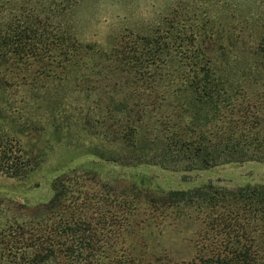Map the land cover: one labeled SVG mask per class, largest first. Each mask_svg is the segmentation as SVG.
Here are the masks:
<instances>
[{
	"label": "trees",
	"instance_id": "obj_1",
	"mask_svg": "<svg viewBox=\"0 0 264 264\" xmlns=\"http://www.w3.org/2000/svg\"><path fill=\"white\" fill-rule=\"evenodd\" d=\"M69 11L62 0H0L1 176L32 174L42 155L26 153L20 137L55 124L21 119L11 89L35 93L72 77L85 86L98 78L100 100L110 85L116 96L100 122L116 128L104 126L87 153L170 169L264 162V30L256 20L243 19L256 29L246 50L229 45L233 28L199 25L175 8L105 52L77 41ZM182 220L197 226L193 256L174 261L146 234ZM0 264H264V186L154 192L72 170L53 182L47 203L0 201Z\"/></svg>",
	"mask_w": 264,
	"mask_h": 264
},
{
	"label": "rangeland",
	"instance_id": "obj_2",
	"mask_svg": "<svg viewBox=\"0 0 264 264\" xmlns=\"http://www.w3.org/2000/svg\"><path fill=\"white\" fill-rule=\"evenodd\" d=\"M62 1L70 8L66 20L77 41L96 44L105 52L125 34L147 33L175 8L181 15L195 19L199 25L233 28L238 34L229 45L246 50L251 46V34L256 29L248 28L243 19L256 20L258 30H264V0ZM96 79H91L85 86L72 77L66 83L52 82L47 90L29 94L11 89L12 104L21 119H40L45 127L46 122L53 119L55 124L39 133L20 137L23 150L33 155L41 153L42 162L24 180L0 175V201L30 208L47 203L53 195V182L72 170L92 174L103 181L134 183L154 192L189 190L208 183L226 188L264 186V162L170 169L152 164L122 165L87 153L88 147L97 146L102 141L100 133L106 130L104 126L113 125L112 121L103 126L100 122L106 117V111L114 108L112 98L116 97L115 92L110 85L103 89V93L107 92L104 100L94 96L103 95L101 91H94L98 86ZM196 227V224L182 220L167 225L159 235L157 232L146 235L157 251L172 260H189L193 256L191 239Z\"/></svg>",
	"mask_w": 264,
	"mask_h": 264
}]
</instances>
